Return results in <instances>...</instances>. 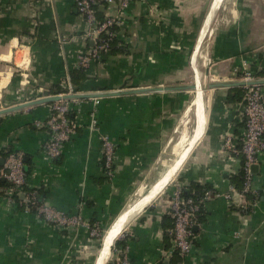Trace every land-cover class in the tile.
I'll return each instance as SVG.
<instances>
[{
  "label": "crops",
  "instance_id": "0c3cea01",
  "mask_svg": "<svg viewBox=\"0 0 264 264\" xmlns=\"http://www.w3.org/2000/svg\"><path fill=\"white\" fill-rule=\"evenodd\" d=\"M212 3L130 0L121 10L119 0L97 5L103 18H115L116 43L84 68L75 93L85 96L70 99L74 133L57 157L44 152L53 101L0 113V169L5 151L22 153L27 191L81 222L74 228L49 223L3 190L0 264H117L120 256L130 264H176L169 197L175 185L190 183L219 195L203 203L191 250L178 264H264V149L252 168L249 214L240 210L243 185L240 192L231 180L242 169L233 151L245 123L237 98L240 71L264 79V0H231L207 21ZM88 31L74 0H0V110L55 95L58 87L69 92V72L93 45ZM198 92L200 121L192 103ZM103 135L114 145L108 177ZM179 156L164 188L123 221L100 259L102 239L122 211ZM91 228L102 233L100 240Z\"/></svg>",
  "mask_w": 264,
  "mask_h": 264
},
{
  "label": "built area",
  "instance_id": "2783aa9c",
  "mask_svg": "<svg viewBox=\"0 0 264 264\" xmlns=\"http://www.w3.org/2000/svg\"><path fill=\"white\" fill-rule=\"evenodd\" d=\"M112 0H74L77 12L82 15L89 28L88 35L93 41L92 47L87 52L82 53L77 58L78 66L86 68L90 61L97 58L102 51L107 50L106 41L99 34L106 33L109 38L113 37L115 32L108 27L116 25L113 17H107L98 22L96 19V6ZM130 0H119V9L127 6ZM239 79L245 84L242 86L243 95V115H244V134L241 146L234 149V153L241 156L243 171V192L254 193L251 186L253 170L252 167L257 163L259 153L264 149V94L260 84H248L256 79L251 72L243 69L240 71ZM75 92L59 93V95L71 94ZM72 99V98H70ZM70 99L55 100L52 103V112L44 121L46 127L50 130V138L44 145V152L49 158H55L60 153L61 144L72 136L74 128L70 123L67 114L70 110ZM95 123V119L93 121ZM92 122V123H93ZM102 151L104 156L105 174L111 176L113 163L114 145L107 136H101ZM0 175L11 182L12 187L6 189L9 193H15L19 200L24 204V208L30 211L34 207V212L45 221L59 227L74 228L80 224L79 215L75 213H66L55 209L54 207L42 203L36 204L34 192H25L23 186L25 175L23 170L22 153L14 151L6 155ZM1 190V189H0ZM218 192L205 190L203 195L198 198L181 197L180 187L174 186L169 197L168 212L172 217L173 224L171 235L173 237L174 248L178 250L183 257L187 255L192 247V226L195 221L196 212L201 203L208 199L218 196ZM18 201L21 205V202ZM92 236H98L99 231L91 228ZM119 264H130L126 256H122Z\"/></svg>",
  "mask_w": 264,
  "mask_h": 264
},
{
  "label": "trees",
  "instance_id": "16d2710c",
  "mask_svg": "<svg viewBox=\"0 0 264 264\" xmlns=\"http://www.w3.org/2000/svg\"><path fill=\"white\" fill-rule=\"evenodd\" d=\"M96 19L98 20V22L104 20L105 18H103V14L98 10L96 9ZM109 30H112V31H116V26L115 25H111L108 27ZM99 36L106 41V44H107V50H110L112 48L113 45H115L116 43V39H115V36L113 37H110L104 33V32H101L99 34ZM104 51H102L101 53H103ZM100 53V54H101ZM260 74V73H258ZM85 72H84V68L83 67H78V68H75V69H72L70 72H69V84H70V90L72 92H76L79 90V86L80 84L83 82V80L85 79ZM241 89V88H240ZM68 90L67 87H58L57 89H55L54 93L56 94H59V93H62V92H66ZM242 90V89H241ZM243 95V90L240 92L238 91L237 92V98H240V96L242 97ZM67 117L69 118V120L71 119L70 117V111L68 112L67 114ZM74 128V127H73ZM10 152H13V150H7L5 151L3 154L6 156L8 153ZM241 162H242V159H241ZM28 173V170H25L24 171V175L26 176V174ZM108 177V176H107ZM243 171L241 169V171H239V173L236 174V176H234L231 180H232V183L234 185V187L236 188V190H241L242 188V184H243ZM12 187V184L11 182H9L8 180H6L4 177H2L0 175V193H3V190L5 189H8ZM180 187V196L181 197H193V198H198L200 196L203 195V192L205 190H212L214 191L212 188H210L209 186L207 185H200L198 183H190V184H187V185H181L179 186ZM23 190L27 193H29L30 191H27V189L25 188V186H23ZM241 192V191H240ZM35 193V192H34ZM243 197H244V200H245V205L243 206V209H240L242 210V213L244 214H249L252 210V201L254 200V193H249V192H241ZM37 194L38 192L35 193V197H36V204H42L43 202L41 200H39L37 198ZM10 197L12 198V200L14 201H20L18 196L13 192ZM21 202V206H24L23 202ZM204 203V202H203ZM203 203L200 204L197 212H196V216H195V219H198L199 215H200V212L202 210V206H203ZM30 211L34 212V207H31L30 208ZM172 227V226H171ZM102 236V233H99L98 236H95L98 240H100ZM118 240H115L113 242V245H112V249L113 247H115L117 244H118ZM173 262L178 264L180 263V261L182 260V256L179 254L178 250L177 249H174L173 253ZM120 256V255H119ZM122 257V256H120ZM120 257H118L117 259V264H118V261L121 259Z\"/></svg>",
  "mask_w": 264,
  "mask_h": 264
},
{
  "label": "bare ground",
  "instance_id": "6f19581e",
  "mask_svg": "<svg viewBox=\"0 0 264 264\" xmlns=\"http://www.w3.org/2000/svg\"><path fill=\"white\" fill-rule=\"evenodd\" d=\"M226 1V0H225ZM224 1V2H225ZM223 2V0H213V3H212V7H211V11L210 13L208 14L207 16V21L210 20V17H211V13H213V11H215L216 8H218L220 6V4ZM206 20L204 23H206ZM209 23V22H208ZM208 25V24H207ZM206 26V25H205ZM205 30V28H204ZM204 32V31H203ZM208 32V31H207ZM207 37V36H206ZM204 38V37H203ZM203 52V51H202ZM204 57V56H203ZM193 105H196L197 107V111H198V114L200 115L199 116V121H200V118L202 117V110H201V102H200V95H199V92L196 94V96H194V99L192 101ZM191 104V103H190ZM192 107V106H191ZM194 108V107H193ZM191 108V109H193ZM195 109V108H194ZM194 142V137L192 138V140H190L189 144L191 145V143L193 144ZM187 147V145H186ZM190 148V147H189ZM188 149V148H187ZM186 150L183 151L182 156L186 153ZM180 157V156H179ZM181 157L179 159H177L175 161V163H173L171 166H169L168 169H166L162 176L159 177V179L151 184L149 190L141 195L138 199H136L134 201L133 204H131L126 210H123L122 211V214L120 215L119 219L117 220V224L113 225L108 234H107V237L104 241V245H103V249L101 250V254H100V259H105L109 253V246L111 244V241H112V237L118 233V231L120 229H122V223L123 221L128 220V218L131 216V215H134L136 213H138L140 211V209L147 203H149L161 190L162 188H164V186L166 185V183L169 181V179L172 177V175L174 174L177 166H179L178 164L180 163L181 161ZM121 223V224H119ZM99 259V260H100ZM98 264V263H97ZM100 264V263H99Z\"/></svg>",
  "mask_w": 264,
  "mask_h": 264
},
{
  "label": "water",
  "instance_id": "95a60500",
  "mask_svg": "<svg viewBox=\"0 0 264 264\" xmlns=\"http://www.w3.org/2000/svg\"><path fill=\"white\" fill-rule=\"evenodd\" d=\"M264 83V79H254L253 81L251 82H248V84H263ZM245 82L241 81L239 83V85H244ZM118 92V91H117ZM107 94H110V93H102L100 94L99 96H104V95H107ZM111 94H115L114 93H111ZM85 95H82V94H76V93H71V94H64V95H59V94H55V95H48V96H44L42 98H39V99H34V100H31V101H26L24 103H21V104H18V105H15L13 107H10V108H7V109H3V110H0V113H3L5 111H9L11 109H16V108H19V107H22V106H25V105H29V104H34V103H37V102H42V101H55V100H60V99H70V98H78V97H83ZM254 167H256V165H253V169ZM26 167L25 165H23V170L25 171ZM106 236V234H105ZM105 236L103 237L102 239V243L104 242L105 240Z\"/></svg>",
  "mask_w": 264,
  "mask_h": 264
},
{
  "label": "rangeland",
  "instance_id": "374dc122",
  "mask_svg": "<svg viewBox=\"0 0 264 264\" xmlns=\"http://www.w3.org/2000/svg\"><path fill=\"white\" fill-rule=\"evenodd\" d=\"M225 0H223V2L220 4V6H219V9H217L216 11H215V13H214V15H213V20L215 19V17H216V15H218L220 12L219 11H222V7H224L226 4H228V3H230V1L231 0H226L225 2H224ZM212 20V21H213ZM184 150H186V148L184 149ZM184 150H182V152L184 151ZM181 152V153H182ZM172 158V157H171ZM170 162V160L168 161V163ZM154 183H155V181H154ZM153 184V183H152ZM167 184V183H166ZM151 186V185H150ZM150 188V187H149ZM163 189V188H162ZM149 190V189H148ZM146 193V192H145ZM144 193V194H145ZM142 195V194H141ZM140 195V196H141Z\"/></svg>",
  "mask_w": 264,
  "mask_h": 264
}]
</instances>
